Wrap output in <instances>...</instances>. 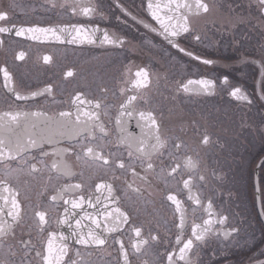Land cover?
Listing matches in <instances>:
<instances>
[{
    "label": "snow or ice",
    "instance_id": "obj_1",
    "mask_svg": "<svg viewBox=\"0 0 264 264\" xmlns=\"http://www.w3.org/2000/svg\"><path fill=\"white\" fill-rule=\"evenodd\" d=\"M50 3L52 8L64 9L72 17L108 20L102 4H90L83 0H50ZM222 4L223 0L216 3L206 0H143L140 18L119 2L116 7L125 18L130 17L148 33L163 38L179 52L210 65L214 63L213 60L194 55L179 41L187 34L197 43H202L206 37L198 33L195 21L216 13ZM246 6L255 7L261 17L260 27L264 28V0H249ZM239 7V4L235 5V8ZM227 8L229 13L234 11L231 3L227 4ZM9 19L10 12L0 8V22ZM116 19L120 20L121 17L117 16ZM245 20L246 17L239 13L235 19L231 15L225 17L226 24L232 28ZM126 22L125 19L123 23ZM13 31L17 37L28 34L31 40L40 43L101 49L111 46L120 50L136 46L131 40L126 41L98 24L0 26V34ZM3 44L4 40L0 39V45ZM142 44L155 47L148 38H144ZM260 47L264 48V41ZM25 57L24 51L14 55L18 61H24ZM52 60L50 55L43 56L45 64H50ZM242 60L245 64H256L264 75V51L259 60L247 57ZM129 73L130 69L121 70L120 81L124 85L131 83L133 94H127L125 86L118 83L116 91L112 93L113 96L119 94L122 97L118 105L108 100L109 91L106 88L101 90L104 100L88 99L85 93L77 91L70 98V109L49 114L41 109L25 110L21 102L37 103L39 97H51L56 102L52 84L22 92L14 84L13 74L8 67H0L3 87L14 97L13 103L16 105L8 104L7 110L0 112V264H93L84 257H91L95 250L106 251V248L115 250L114 264H134V261L135 264H148L141 257L148 254L150 243L164 246L166 237L159 234L156 224L147 223L145 227L146 222L138 218L139 209L134 206L135 200L143 199L145 191L155 188L154 181L166 186L169 178L180 176L181 172L187 174V178H181L182 189L188 191V199L203 210L206 218L199 223L193 222L190 234L185 237L183 202L175 194L166 196L167 201L175 206L178 222L175 223V247L164 246L165 251L159 257L163 264H193L189 253L194 247L207 244L210 240L238 243L242 228L232 224L230 215L217 211L212 198L205 205L198 195L192 194L193 173L199 172L202 158L199 153L196 157L184 155L183 150L186 147L210 146V135L205 131L202 138L189 141L174 131L162 130L152 111L135 106L138 100L143 99L140 90H147L151 83L149 68L139 67L133 80L126 79ZM65 75L73 77L74 73L69 70ZM192 84L200 86L198 92L210 93L216 87L214 80L199 79L178 84L177 90L182 87L183 91L188 92ZM223 85L229 87L227 76L223 77ZM228 95L236 101H244L248 105L252 103L239 86H231ZM113 106L116 109L114 117L109 111ZM105 118L114 123L117 129L115 140L108 134ZM133 119L139 128L138 135L130 130ZM69 154L82 162L78 172L69 163ZM41 169L47 170L49 181L53 178L65 181L54 189V194L46 202L55 213L53 217H49L48 211L41 210L39 204L34 208L33 201L27 195L22 196L13 184L14 180L19 183L22 175L34 176ZM86 170H89L88 180H93V170H103L107 179L96 175L91 184H86ZM117 172L121 175L118 176ZM213 176L223 185L225 174L221 172L217 176L213 172ZM76 177L80 178L79 182H70ZM198 179L204 182L205 175H199ZM140 185L146 187L142 190ZM228 195L231 197V192ZM85 206L91 211H85ZM26 210H32L33 215V223L26 225L29 239L17 240L16 229L25 224ZM50 219L54 221V230H49ZM62 228L67 231H62ZM70 244L80 247L73 249Z\"/></svg>",
    "mask_w": 264,
    "mask_h": 264
},
{
    "label": "flooded vegetation",
    "instance_id": "obj_2",
    "mask_svg": "<svg viewBox=\"0 0 264 264\" xmlns=\"http://www.w3.org/2000/svg\"><path fill=\"white\" fill-rule=\"evenodd\" d=\"M83 2L99 5L102 4L108 20L100 21L96 18L72 17L64 9L52 8L50 0H0V8L10 12V19L0 22V26L17 27L40 25L49 26L65 23H87L108 28L124 38L131 40L135 47L124 50L112 49L111 46L97 48L94 46L79 47L68 44L40 43L33 41L29 35L17 37L14 31L9 34H0L4 44L0 45V67L7 66L13 74L14 84L22 92H30L52 84L56 102L51 97L37 98V103L23 104L25 110L41 109L53 114L59 110L71 108L70 98L77 92H83L88 99L104 100L102 89H108V100L118 105L121 96H113L118 83L125 86L127 94L132 93V84L126 85L120 81L121 70L130 73L126 77L133 80L135 71L139 67H148L151 83L147 90H140L136 107L150 110L161 124L162 130L174 131L177 135L195 140L202 138L205 131L210 135V146L201 148L186 147L184 155L202 158L199 172L193 173L192 194L198 195L206 205L209 198L213 199L217 211L229 214L232 224L242 228L238 243H227L223 239L210 240L207 244L194 247L189 253L193 264H259L264 262V218L260 212L257 197V183L255 170L241 160L244 156L252 157L253 161L264 157V75L261 69L253 63H243L242 58L260 59L264 51L261 42L264 41V28L260 27V14L255 7L248 8L249 0H223L220 9L212 14L195 21L197 31L206 37L202 43H197L191 35L185 34L180 39V44L194 55L202 59H211L213 64L205 65L201 61L178 51L169 45L163 38L148 33L142 25L125 18L116 7L119 2L138 18L142 15L143 0H83ZM216 3L217 0H206ZM233 4L234 11L229 13L227 4ZM239 4V8L235 5ZM246 17L243 24L234 28L225 22V17L236 14ZM121 19L117 20L116 17ZM126 23H123L124 20ZM148 38L155 47L142 44ZM24 51V61L14 59V55ZM50 55L53 60L45 64L43 56ZM73 71V77H66L67 71ZM229 78V87L223 85V77ZM211 79L216 82L212 92L197 91L200 86L189 85L190 91L185 92L177 85L186 84L188 80ZM231 86H239L252 100L251 105L244 101H236L228 95ZM146 100V103L144 102ZM14 97L3 87V78L0 74V112L7 110L8 104H13ZM111 115H116L115 106L109 109ZM106 127L112 140L116 139L117 129L114 123L107 121ZM181 128L183 132L181 133ZM130 130L139 134L135 119L131 121ZM62 146H68L62 144ZM207 149V151H205ZM243 157V158H244ZM256 158V159H255ZM69 163L75 171H79L82 162H78L69 154ZM93 180L96 175L104 176L103 170H93ZM225 174V181L221 185L213 176ZM121 175L119 172L116 173ZM205 175V181L198 179ZM111 175V173H109ZM49 173L41 169L34 176L22 175L19 183L13 184L20 190L21 195H27L33 201V207L40 205L41 210L48 211L49 217L55 213L48 208L47 201L54 189L58 188L63 179L53 178L48 180ZM89 170L85 171V182L88 180ZM107 179V176H104ZM181 178L187 174L181 172L180 176L169 178L167 185L154 181L155 188L144 192L143 199H136L134 206L139 209L138 218L147 223L159 226V234L166 237L164 246L175 247V236L178 214L175 206L167 201L168 194L177 195L185 210L186 229L185 237L190 234L193 222H202L206 218L203 210L188 199V191L182 189ZM152 180V177H149ZM26 181V183H25ZM76 177L70 182H79ZM259 182L261 202L264 212V161L259 169ZM139 185L140 182L138 181ZM142 190L146 187L140 185ZM46 189V191H45ZM219 190V192L217 191ZM149 192L151 195L149 196ZM231 192V197L228 193ZM132 195V193H129ZM85 211H91L85 206ZM25 224L16 229L17 240L29 239L26 225L33 223L32 210L24 214ZM54 221L50 219L49 230H54ZM62 231H67L62 228ZM47 233H45L46 235ZM33 235L35 233L33 232ZM40 239H43L41 237ZM127 240V237H125ZM36 243V240L33 241ZM164 246L151 244L147 249L148 254L141 257L148 264H163L159 258L165 251ZM75 249L79 245L70 244ZM111 253V255H108ZM70 255L72 253L70 252ZM116 255L113 248L106 251L95 250L91 257L93 264H114ZM73 258H75L73 256ZM135 264V261H134Z\"/></svg>",
    "mask_w": 264,
    "mask_h": 264
},
{
    "label": "water",
    "instance_id": "obj_3",
    "mask_svg": "<svg viewBox=\"0 0 264 264\" xmlns=\"http://www.w3.org/2000/svg\"><path fill=\"white\" fill-rule=\"evenodd\" d=\"M263 161H264V157L259 161V163L257 165V169L255 172V179H256V183H257L258 205H259L260 212L264 218V212H263V207H262V202H261L260 182H259V169H260V166H261Z\"/></svg>",
    "mask_w": 264,
    "mask_h": 264
},
{
    "label": "rangeland",
    "instance_id": "obj_4",
    "mask_svg": "<svg viewBox=\"0 0 264 264\" xmlns=\"http://www.w3.org/2000/svg\"><path fill=\"white\" fill-rule=\"evenodd\" d=\"M244 157V156H243ZM242 157V161H243V163L247 166V165H249V167H250V169H251V171H252V174H253V172H254V170H255V167H256V164H257V159L255 160V161H253V159H252V157H247V158H243Z\"/></svg>",
    "mask_w": 264,
    "mask_h": 264
}]
</instances>
